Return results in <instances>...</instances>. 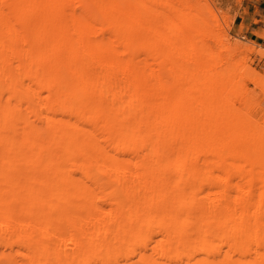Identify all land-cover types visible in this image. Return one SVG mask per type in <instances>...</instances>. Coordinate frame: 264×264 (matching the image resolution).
Segmentation results:
<instances>
[{"label": "bare ground", "instance_id": "obj_1", "mask_svg": "<svg viewBox=\"0 0 264 264\" xmlns=\"http://www.w3.org/2000/svg\"><path fill=\"white\" fill-rule=\"evenodd\" d=\"M214 8L0 0V264H264L255 51Z\"/></svg>", "mask_w": 264, "mask_h": 264}, {"label": "rangeland", "instance_id": "obj_2", "mask_svg": "<svg viewBox=\"0 0 264 264\" xmlns=\"http://www.w3.org/2000/svg\"><path fill=\"white\" fill-rule=\"evenodd\" d=\"M214 3L217 8H214L220 16L225 17L223 22L224 35L229 40L228 42L233 44L239 41L245 46L252 47L255 53L248 58L246 67L248 69L245 81L246 90L250 93V97L247 102L239 107L244 112L253 111L251 116L252 120L260 121L264 118V109L260 108V105H264V15H260L258 10L250 11L249 8H256L253 4L263 0H207ZM241 16H253L261 18L260 24L263 28H260L257 33L246 36L244 28L239 35L233 30V26L238 18ZM233 23V24H232ZM225 39V37H224ZM242 58V57H241ZM259 78L256 84L252 83V80Z\"/></svg>", "mask_w": 264, "mask_h": 264}, {"label": "crops", "instance_id": "obj_3", "mask_svg": "<svg viewBox=\"0 0 264 264\" xmlns=\"http://www.w3.org/2000/svg\"><path fill=\"white\" fill-rule=\"evenodd\" d=\"M256 8H249L250 11L258 10L260 15H264V0L260 2H256L253 4ZM261 18L257 17L256 19L253 16H241L238 18L233 26V30H235L236 34L239 35L244 28V33L246 36L255 34L258 32L260 28L263 26L260 24Z\"/></svg>", "mask_w": 264, "mask_h": 264}]
</instances>
